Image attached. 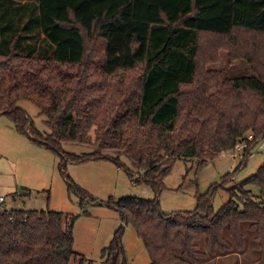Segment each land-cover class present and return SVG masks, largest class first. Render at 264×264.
Instances as JSON below:
<instances>
[{
  "label": "trees",
  "instance_id": "1",
  "mask_svg": "<svg viewBox=\"0 0 264 264\" xmlns=\"http://www.w3.org/2000/svg\"><path fill=\"white\" fill-rule=\"evenodd\" d=\"M222 50L253 74L221 79L208 69ZM23 99L39 106L49 133L34 127ZM3 114L20 134L59 153L62 169L125 157L156 195L176 160L195 158L201 169L246 141L245 158L215 187L229 195L217 210L215 188L198 194L194 209L175 213L161 211L157 197L106 203L134 227L151 264H202L241 250L243 223L264 264V162L234 178L264 146V0H0ZM63 143L91 151L67 153ZM3 202L0 264H69L73 217ZM122 234L120 225L102 251L105 264H129Z\"/></svg>",
  "mask_w": 264,
  "mask_h": 264
},
{
  "label": "rangeland",
  "instance_id": "2",
  "mask_svg": "<svg viewBox=\"0 0 264 264\" xmlns=\"http://www.w3.org/2000/svg\"><path fill=\"white\" fill-rule=\"evenodd\" d=\"M7 17L11 18L9 14ZM206 66L216 70L221 79L253 74L248 62L243 59L230 61L225 50L219 52L217 61ZM19 104L39 132L49 133L45 116L37 104L26 99ZM61 148L75 155L91 151L89 146L75 143H63ZM120 159V162L111 159L69 161L62 169L59 153L35 142L32 135L20 134L8 115H0V196L4 198L3 205L6 209L60 211L73 217L71 232L75 255L69 264H105L102 251L109 246L120 225H123L122 244L129 264H151L145 244L134 227L121 222L117 211L106 201L134 196L147 200L157 197L160 209L165 213L189 211L195 208L198 194L219 185L227 172L233 171L239 163V159L229 153L219 155L201 169L195 158L176 160L156 195L151 185L141 181L142 170L135 169L125 157ZM263 162L264 146L256 149L236 172L235 182L254 174ZM127 169L134 174L133 178ZM65 177L81 192L69 189ZM136 177L137 180H133ZM228 197L224 188H215L213 208L217 210ZM241 231L245 235L243 249L211 256L202 264H259L260 248L247 223L241 225ZM224 235L229 237L225 231Z\"/></svg>",
  "mask_w": 264,
  "mask_h": 264
},
{
  "label": "built area",
  "instance_id": "3",
  "mask_svg": "<svg viewBox=\"0 0 264 264\" xmlns=\"http://www.w3.org/2000/svg\"><path fill=\"white\" fill-rule=\"evenodd\" d=\"M252 135H249L248 139H251ZM247 147V142H242L241 144H238L236 146L235 151L231 154V157L233 158H238L239 160L245 158L244 157V152ZM233 155V156H232ZM4 201V198L0 196V204L2 205V202Z\"/></svg>",
  "mask_w": 264,
  "mask_h": 264
}]
</instances>
